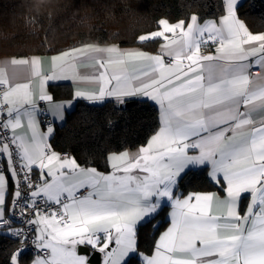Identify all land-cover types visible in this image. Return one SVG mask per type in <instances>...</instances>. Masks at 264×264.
I'll list each match as a JSON object with an SVG mask.
<instances>
[{"label": "snow or ice", "instance_id": "6c2138e0", "mask_svg": "<svg viewBox=\"0 0 264 264\" xmlns=\"http://www.w3.org/2000/svg\"><path fill=\"white\" fill-rule=\"evenodd\" d=\"M221 2L218 21L165 17L138 35L139 44L159 42L155 54L96 43L52 55L47 71L35 56L0 65V236L23 244L35 225L30 264H92L88 248L103 254V264H264V33L253 34L239 18L240 0ZM66 80L93 85L74 93L92 103L154 101L158 130L135 151L109 152L107 172L57 153L54 128L41 132L37 117L42 101L65 118L47 85ZM203 167L219 191L178 193L183 177ZM13 181V206L22 215L35 209L27 229H13L4 215ZM165 203L169 227L151 254L139 252L138 226ZM27 252H10L5 264H23Z\"/></svg>", "mask_w": 264, "mask_h": 264}, {"label": "trees", "instance_id": "16d2710c", "mask_svg": "<svg viewBox=\"0 0 264 264\" xmlns=\"http://www.w3.org/2000/svg\"><path fill=\"white\" fill-rule=\"evenodd\" d=\"M223 13L221 0H0V57L60 52L85 44L142 46L154 50L156 43L139 44L138 35L156 29V22H175L196 14L200 21ZM239 17L252 32L264 33V0H244ZM55 100L69 99L68 84H51ZM158 110L145 99L126 104L107 100L100 104L80 102L50 138L56 151H67L86 167L107 171L109 152L139 147L157 130ZM215 185L206 169L188 172L177 192L209 191ZM244 200L241 209L244 208ZM168 205L150 222L137 229L139 252L150 254L158 234L166 227ZM158 225V227H153ZM16 241L0 236V264H5ZM30 255L22 256L27 264ZM132 264H140L139 259Z\"/></svg>", "mask_w": 264, "mask_h": 264}, {"label": "crops", "instance_id": "0c3cea01", "mask_svg": "<svg viewBox=\"0 0 264 264\" xmlns=\"http://www.w3.org/2000/svg\"><path fill=\"white\" fill-rule=\"evenodd\" d=\"M244 0H240V4L243 2ZM223 15V13L221 14ZM220 15V16H221ZM219 17L217 18H213V20H219ZM191 17V16H190ZM188 17V18H190ZM187 18V19H188ZM240 18V17H239ZM241 19V18H240ZM206 20H210V19H206ZM242 20V19H241ZM179 21V20H178ZM205 20L203 21H200L201 23H203ZM243 21V20H242ZM177 22V21H175ZM244 22V21H243ZM174 23V22H173ZM245 23V22H244ZM156 30V29H155ZM154 31V30H153ZM252 32V31H251ZM253 34H259V33H262V32H252ZM113 44V43H111ZM156 47L154 50H147L145 48H143L142 46H129V47H122V46H119L120 48L122 49H135V48H141L142 50L148 52V53H151V54H155L157 49L159 48L160 44L159 42L156 43ZM106 45H110V44H103L101 46H106ZM117 45V44H116ZM76 47V46H75ZM79 47V46H77ZM67 50V49H66ZM209 50H205V54L208 53ZM211 52H215V47H212L210 49ZM56 53L58 52H54V53H45V54H31V55H27V56H20V57H17V58H26V57H39L42 62H43V69L45 71H47L50 67L49 65V60H50V57L52 55H55ZM12 57H15V56H1L0 57V65L3 64V62L7 59H10ZM79 71H81L82 73H86L87 72V69H84V68H81L79 69ZM251 71H253L254 73L252 74L253 76H257L259 74V68H256L254 67ZM21 76H23V71L21 70ZM38 84L39 82L36 81L34 84H33V87L34 89L38 92ZM51 84H68L70 85L71 89H72V95L69 99H62V100H55L56 102L58 103H62L65 105V118L63 120H59V119H56L49 111H48V105H47V102H39L40 104V109H41V113L40 115L37 117V120H38V126H39V130L41 132H47V129L49 126L53 127L54 128V132L55 130L57 129V127L61 126L64 122H65V119H66V116L74 109V107L76 106V104L80 103V102H85V103H90V104H100L102 102H96V103H92V102H89L87 100H84L82 98H75L74 96V93H75V90L79 87L81 89H90L91 87H93V85L87 83V82H73L71 80H66V81H59V82H49V84L47 85V90L49 91V86ZM50 93V92H49ZM132 99H145L147 101H149L150 103L154 104L158 110V122H159V125H158V128L160 126V119H159V116H160V113H159V106L154 102V101H151L150 99L146 98V97H135V98H127V102L132 100ZM107 100H111V101H114L116 103H118L114 98H106L104 101H107ZM103 101V102H104ZM71 102V103H69ZM24 126L26 127V122L24 123ZM157 128V130H158ZM156 130V131H157ZM54 134V133H53ZM52 137V136H51ZM151 137V136H150ZM138 147H134V148H129L127 150H130V151H135ZM56 151V150H55ZM123 151V150H122ZM57 152V151H56ZM58 153V152H57ZM70 155V154H68ZM71 156V155H70ZM199 169H206L207 170V173L209 172V169L207 167H203V168H199ZM110 169L108 168L107 171H109ZM107 171H101V172H107ZM37 175H38V178L40 180V173H39V170H36L34 171ZM213 184L215 185V189H212V190H209V191H188L186 193L183 194V196H188L189 194H194V193H209V192H218L219 191V187L218 185H216L214 182ZM14 191H15V182L13 181L12 185L8 187L7 189V204L5 205V212H4V215L7 216L12 207H13V204H12V198H13V194H14ZM179 193V192H178ZM246 201V204L244 206L243 209H241V206H242V203L243 201ZM249 202V199L246 197L242 200L241 202V205H240V209H241V212H243L246 207H247V204ZM165 205H168L167 203H165ZM164 205V206H165ZM171 212V207L170 205H168V210H167V213H166V219H167V225L166 227L158 234V236L156 237V239H158V237L160 236V234L162 232H164L170 225V216H169V213ZM5 231H7V229H5ZM36 235V233H35ZM83 249L81 250V253L83 254ZM151 254V253H150ZM28 255V254H27ZM34 256L30 255V258L29 260L27 261V264H30V261L33 259ZM100 264H103V254H101V260H100Z\"/></svg>", "mask_w": 264, "mask_h": 264}, {"label": "built area", "instance_id": "2783aa9c", "mask_svg": "<svg viewBox=\"0 0 264 264\" xmlns=\"http://www.w3.org/2000/svg\"><path fill=\"white\" fill-rule=\"evenodd\" d=\"M253 73L254 72L252 71V74ZM57 152L60 154H70L67 151H57ZM32 180L34 182H39L38 175L35 172H33L32 174ZM22 191L25 194H27L29 189L27 187H22ZM34 212H35V209L24 208L23 215H22L21 208L13 206L10 213L7 216H5V218L7 219L11 216V218L14 220V222L12 223L13 229H27L29 228V226L27 225L26 220L32 219L33 218L32 213ZM34 228H35V225L31 226V228L29 229V233H28L29 238L23 244H21L20 240L14 239L10 236L13 240L16 241V245L14 246L11 252H14L21 247H26L28 249V252L26 254L35 256V249L33 245V240L35 238Z\"/></svg>", "mask_w": 264, "mask_h": 264}, {"label": "water", "instance_id": "95a60500", "mask_svg": "<svg viewBox=\"0 0 264 264\" xmlns=\"http://www.w3.org/2000/svg\"><path fill=\"white\" fill-rule=\"evenodd\" d=\"M86 251L92 260V264H100L101 253H99L98 251H94L91 248H88Z\"/></svg>", "mask_w": 264, "mask_h": 264}]
</instances>
